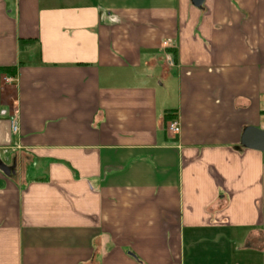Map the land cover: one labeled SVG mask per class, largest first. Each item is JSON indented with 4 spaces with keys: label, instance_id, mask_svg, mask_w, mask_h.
<instances>
[{
    "label": "crops",
    "instance_id": "1",
    "mask_svg": "<svg viewBox=\"0 0 264 264\" xmlns=\"http://www.w3.org/2000/svg\"><path fill=\"white\" fill-rule=\"evenodd\" d=\"M248 126L264 0H0V264H264Z\"/></svg>",
    "mask_w": 264,
    "mask_h": 264
},
{
    "label": "water",
    "instance_id": "2",
    "mask_svg": "<svg viewBox=\"0 0 264 264\" xmlns=\"http://www.w3.org/2000/svg\"><path fill=\"white\" fill-rule=\"evenodd\" d=\"M192 4L202 8L206 0H191ZM241 145L247 149L264 152V129L248 126L241 137Z\"/></svg>",
    "mask_w": 264,
    "mask_h": 264
},
{
    "label": "built area",
    "instance_id": "3",
    "mask_svg": "<svg viewBox=\"0 0 264 264\" xmlns=\"http://www.w3.org/2000/svg\"><path fill=\"white\" fill-rule=\"evenodd\" d=\"M11 127L13 132H16L18 129L17 120L16 118H12L11 120ZM168 131L173 135L177 136L180 134L181 128H180V122L178 119H172L168 123Z\"/></svg>",
    "mask_w": 264,
    "mask_h": 264
},
{
    "label": "trees",
    "instance_id": "4",
    "mask_svg": "<svg viewBox=\"0 0 264 264\" xmlns=\"http://www.w3.org/2000/svg\"><path fill=\"white\" fill-rule=\"evenodd\" d=\"M9 73H10V74H12V75H14V74H15L13 70H12V71H10ZM169 118H170V117H169Z\"/></svg>",
    "mask_w": 264,
    "mask_h": 264
}]
</instances>
